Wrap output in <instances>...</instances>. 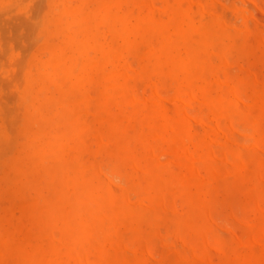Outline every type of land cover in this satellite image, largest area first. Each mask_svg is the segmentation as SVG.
Returning <instances> with one entry per match:
<instances>
[{"label": "bare ground", "instance_id": "bare-ground-1", "mask_svg": "<svg viewBox=\"0 0 264 264\" xmlns=\"http://www.w3.org/2000/svg\"><path fill=\"white\" fill-rule=\"evenodd\" d=\"M48 1L47 3H49ZM72 1L59 0V3H57L56 0L55 4H51L50 12L52 14L47 25L52 27L51 31L56 35L57 41L52 42L55 37H53L54 40H52L53 38L50 40L51 37H49L48 39L51 42L45 41L44 45L41 42L40 45L45 50L43 51L45 55L47 54L46 57L41 60L39 67L37 61L35 62L37 63V71L23 73L25 74V82L23 81L24 85L20 90L22 102L20 106L23 105L25 121L20 129L21 134L24 135V141L14 159V163L12 162L13 167L11 170L13 172L8 180L15 181L17 179L22 182L26 194L23 200L16 202V204L22 214L31 216L32 225L26 233L22 224L13 226V222H11V212L13 210L11 209H14V206L12 208L8 206L11 209L7 210L5 208V213L0 214V242L5 241L7 248L4 250L13 253V256H15L14 258L10 256L12 260L14 259V261H11L13 263L10 260L8 262L11 264H89V251L93 249L101 264H197L198 260L202 258L199 256H206L207 249L211 248L210 245H212L219 248H217L218 250H214V247L211 249L214 251L220 250L222 259L218 263L213 260L212 263L210 262L211 264H264V209L260 207L259 201H257V205L260 208L257 209L261 213L252 221L247 219L250 222L249 230L246 231L244 237L241 236V239L237 240L235 238L237 241L232 245H227L223 239L212 237L209 233L211 222L215 224L214 221H211L213 202L216 200L217 191L220 190L219 187L225 176L230 172L234 174V188L241 191V196L247 199L252 194L248 187L249 181L262 179L261 172H264V158L260 156V153L257 155V151L262 148L260 141L264 140V88L257 89L255 86L251 94L247 92L250 97L248 99H252L254 113L253 110L251 111V106L248 108L239 106L245 101L237 103L240 100L236 91L237 86L240 87L238 83L235 86L236 88H233L232 85L229 86L227 80H223L220 83H226L230 90L224 94L220 92L215 95H212L211 92L219 85L215 80H220L218 71H221V69L215 71L212 61L216 59L213 57L216 54L223 61V25L227 26V22L223 21V23L221 19L216 21L214 19L212 23H207L203 20L204 16L195 18L194 10L187 3H184L185 0H175L171 4L168 8L169 21L156 22L154 20L130 22L121 13V0H100L102 2H99L101 6H99V3H96V5L91 0H79L77 4H72ZM190 1L185 2L190 3ZM247 1L242 0L241 3ZM146 2L150 1L147 0ZM155 4L153 6L158 5ZM148 5L152 7L151 4ZM160 7L161 5L157 6V8ZM245 8L243 11L248 15L249 13L247 14L248 11H245ZM203 9L206 11L205 7H199V11L202 10L201 12H203ZM10 10H13V8H10ZM131 11L133 12L132 9ZM243 11L242 13L238 12L245 15ZM175 15L179 17L173 20ZM241 18L243 19L244 16H241ZM235 21L232 23L233 26H230L239 29L240 26H237V23L234 24ZM165 24H168L171 27L170 30L176 33L175 38L166 34L156 44L143 38L144 34L141 29L149 26L160 31L163 30L162 26ZM106 25L113 37H119L124 42L125 46L123 47L125 48L120 46L122 50L135 51L136 54H140L138 56L141 60L140 73L142 75L147 76L153 73L159 77L165 71L164 69L169 70L171 74L179 75L180 73L182 75L176 86V91L174 90L175 93H172L178 99L175 98L177 101L181 100L180 103H185L183 97L186 93H189L193 95L194 98L188 94L194 100L199 98L201 99L200 102L205 100L210 108L209 110L212 109V113L225 114L226 118H233L235 116L233 113L238 108L240 110L237 113H240L238 117L241 115L240 117L244 119L248 118L258 128L252 132L253 134L246 133L250 136L248 137L251 139V144L245 138L246 142L240 141L239 144L236 143L235 145L242 146L247 143L248 146L252 145L251 149L244 153L239 148L238 150L234 149L235 147L233 149L229 148L234 150L230 153L233 161H230L227 144H224L223 141L220 143L221 137H218V141L217 138H215L216 140L213 138L215 137L214 130L215 132L219 130L218 133L224 134L225 132L220 130L224 127L220 128L215 124L219 129L215 125L214 128H211L213 137H209L211 134L207 136L210 139L206 141L205 138V143L201 145V149L198 145L193 144L196 141L194 137L191 138L193 141L188 139V141L191 140L190 144L192 143L193 146H198L200 149V151L198 149L195 151L199 153L202 151L201 155L204 156L201 163L197 161L198 165L195 166V156H192V153L190 155L189 146L186 148L184 145L188 141L182 143L184 128L180 122L173 127L171 125L172 129L168 130L169 132L158 131L159 128L156 129L152 123V116L140 119L127 114L125 112L127 108L124 111L121 108V103L123 98L129 96L126 81L129 69L124 73L117 66L118 64H115L118 60L112 63L108 58L109 55L112 56L113 51V53H116L120 50L103 46L101 39H103L104 33L100 27L104 28ZM242 28L246 33L248 26H242ZM257 31V35L255 34L257 37L254 36V38L261 36L259 30ZM260 38L259 41L262 43L264 36ZM144 39L146 40L145 49L144 46L140 45ZM176 41L181 44L179 45L182 47V51H178ZM111 42L113 43V41ZM40 45L37 47H40ZM41 49L38 51L43 54L44 52H41ZM122 50L120 51L121 54ZM134 53L131 54L135 55ZM133 55L129 54V57ZM114 56L116 54L112 57ZM151 57H154L153 65L149 62ZM117 59H119V56ZM222 61V64L226 62L223 61V63ZM124 63L126 64V62ZM130 63L133 64V60ZM129 66L132 68L130 64ZM125 68L127 67L125 66ZM122 70L125 69L122 67ZM93 75H95L99 86L95 89L97 108L94 106L96 110L90 111L89 106L91 107V105H89L88 100L91 93L86 85L88 79ZM144 76L142 78L145 79ZM149 78L151 80V77ZM136 84L139 85V83ZM151 88L154 90V87ZM157 92L156 94L159 95L157 97H161V94ZM153 93L155 94V90ZM232 93L237 100L231 98ZM91 96L93 97V94ZM131 97L133 98V96ZM131 97L129 96V98ZM250 100L246 103H250ZM189 104L188 108L185 109V106H183V109L186 111L191 109ZM155 107L157 108V103ZM88 111L89 113L92 112L91 115L89 114L90 117L87 115ZM186 111L181 110L185 116ZM0 113L3 116V113ZM140 114H142V111ZM164 119H167L166 116ZM139 121V127L135 129L133 135H130L127 130ZM218 122L220 121L218 120ZM167 127L169 128L170 125H166ZM191 132H193V136L196 135L194 130ZM160 134L163 137L169 136L175 139L177 144L181 143L183 147H180L181 145L177 146L179 149L181 148L179 152L181 150L184 152L185 148L187 153L186 170H179L176 167L178 171L174 172L171 169L172 167L169 168L165 164H159L163 162L160 161L161 157L157 158L160 159L158 163L156 157L158 156L157 148L159 147H155V144L153 146V142ZM89 135H93L97 139L95 148L88 141ZM228 135L224 134L226 137L222 135V138L224 137V140L228 141ZM196 136L199 137V134ZM200 137L203 136L200 135ZM212 139L221 144L223 148V151L219 149L222 158L219 155L218 160L219 158L220 161L223 158L224 160L227 159L225 163L231 164V169H227V165L216 167L212 164V161H209L212 155L217 158L213 154L216 149L214 148L212 151L214 145L211 147L214 143L210 144V142H215L211 141ZM2 141L1 144H4L5 142L2 143ZM132 142H135V144L133 145ZM241 142H243L242 145H240ZM101 143L105 145V147L102 146L104 148H99L98 145ZM6 144L8 145V143ZM132 145L133 147H131ZM246 145L245 147H247ZM139 146L145 149V154L146 150L150 151L149 154L153 151L155 154V161L144 164L145 168L139 163L142 166L139 167L141 169L134 166L137 155L135 151ZM155 151H157V154ZM102 152L109 154L114 158V161L120 160L125 162L126 166L131 167L133 165L136 170H142L144 183L139 182L137 178H133L127 186L122 181L119 182L123 185L117 184L118 186H116L120 189L117 187L116 189L115 185L111 183L115 179L112 178L113 180L110 181L108 176H104V173L105 175L107 173L104 171L103 164L96 159L97 156L103 154ZM215 154L218 153L215 152ZM198 157L196 156V158ZM130 174L133 175L132 172ZM115 177L118 178V175L115 174ZM122 179L124 180L123 177ZM227 189L228 187H226V195ZM130 190L137 192V199L135 196V200H133L135 194L130 196ZM179 197L182 201L180 208L177 207V198ZM253 198L255 200V196ZM244 215V217L247 216ZM244 220L246 221L245 218ZM26 223L28 224V222ZM161 228H164V233H161ZM124 233L128 234L125 235ZM15 234H17L16 236L19 237L20 241H14L11 235L15 236ZM154 234L159 236L161 234L160 237L166 240L170 237L169 235L174 234L176 236L175 240L177 238L181 240L185 248L172 247L175 249L173 255L169 258L163 257V260H160L161 257H159L158 261L157 254L151 246V241L148 240V237ZM175 240L173 239V244L170 243L169 246L171 244L175 246V243L181 246V243L174 242ZM6 243L3 244L6 245ZM165 248L167 249V246ZM3 253L5 255V252ZM7 258L5 259L8 260ZM5 259H2L1 264H8ZM205 259L209 261L207 257Z\"/></svg>", "mask_w": 264, "mask_h": 264}, {"label": "rangeland", "instance_id": "rangeland-1", "mask_svg": "<svg viewBox=\"0 0 264 264\" xmlns=\"http://www.w3.org/2000/svg\"><path fill=\"white\" fill-rule=\"evenodd\" d=\"M47 1L48 0H23V1L22 0H0V105L2 106V107L0 106V112L3 113V116H1V113H0V140L2 138L4 140L6 139L5 141H2L3 139L1 140L2 143L5 142L4 144H1V141H0V155H1V157H0V166H1L0 167V181H1L0 182V214L5 213L6 209L8 210L9 207L12 208L14 206V209L10 208L11 210H13V212H11V222H13V226H17L19 224H22V227H24L25 233L28 231V229L32 225V218H31V216H27V215L22 214L21 210L19 211L20 208H19V206H17L16 202L23 200V197L25 196L26 191L23 188L22 182L20 180L18 181L17 179L14 178L15 181L14 180L12 181V180H8V179L13 172L11 169L13 167L14 159L18 155V152L21 148V144L24 141V135L21 134V129H20L22 124L25 121L24 114H23L24 108H23V105H22V107L20 106V104H22L21 98H20V90L22 89V87L24 85L23 81L25 82V78H24L25 74H23V73L26 71H31V72L37 71L36 64L38 63V67H39L40 66L39 63L41 62V60L44 59L47 55V54L45 55V52H44L45 50L40 45L41 42H42V45H44L45 41L51 42L50 40L56 36L53 34L54 32L51 31L52 27L50 25H47V24H49L48 19L50 18L51 14H52V12H50L51 11L50 10L51 4H55L56 0H50V1H48L49 3H47ZM91 1L95 4L96 3L98 4L99 2H101L103 0H101V1L99 0L98 2H96L97 0H91ZM146 1L147 0H136V1L135 0H132V1L131 0H121V10H122L121 13H122V15L127 20H129L130 22H134L136 20H140V21L154 20L155 22L156 21H163V20L169 21L168 20V8L171 6V4L175 0H169V1L168 0H148V1H150L148 3ZM181 1H183V0H181ZM185 1H188V0H185ZM185 1H184V3L185 4L187 3L194 10V16L196 14L195 18H198V17L202 18L204 16L203 20L207 23H212L214 21V19H215V21L217 19H219V20L221 19L222 22L223 21L227 22V26L223 25L224 26V42H223V46H222V49H224L223 61L224 62L226 61V62L224 63L222 61V59H220L218 57L217 54L213 56L216 58V59L214 58L215 60L212 61L213 65L215 67V71H218L220 69H221V71H218L220 73L218 76V78L220 80L219 81H217L218 79L215 80L216 83L218 82L219 85L215 90L211 91L212 95L218 94L220 92H222V94H224L226 91L230 90V87H231L230 85H232L233 88H236L235 86H237V83H238L240 87L237 86L236 91H237V96L239 97L240 100H239V102L237 101V103H241V101L242 102L245 101L244 103L247 105H245L243 103V104H240L239 106H242V108H244V107L248 108L251 106V111L253 110L252 112L254 113V109L252 107V99L251 100L248 99L250 97H249V94H247V92L251 94V91H252L253 87H255V86L257 89L264 88V87H261V86H264V82H262V80H264V50H262V49H264V41H262V43H261V41H259V38L261 36H264V30H261V29H264V0H248V1L245 0V1H247L246 3H241L242 0H191L190 1V3H192L191 5H190V3L185 2ZM18 2H20V3H18ZM78 2H79V0H76V1L73 0L72 4L73 3L77 4ZM57 3H59V0H57ZM101 3H99V6H101L100 5ZM155 3L158 4L157 5L158 7H159V5H161L162 8L161 7L157 8V6H153V5H156ZM148 4H151L152 7H150V5H148ZM146 5H148V6H146ZM126 7H129V8L126 9ZM153 7H155V8H153ZM199 7H201V8L205 7L207 12L204 11V9H203V12H201L202 10L199 11ZM10 8H13V10H10ZM244 8H245V11H248L247 12V14L249 13L248 15H246V12L243 11ZM131 9L135 13H133L131 11ZM237 10L240 11L241 13L243 11V13L245 15H241V13H239ZM6 11H9V12H6ZM3 12H4V14H2ZM130 12H132L133 15ZM204 12H206V13H204ZM238 14H240L239 17H238ZM241 16H244V18L242 19ZM178 17L179 16L175 15L173 20L177 19ZM43 19H44V21H43ZM39 20L41 21V24H40ZM235 20L236 21L238 20V21L236 22ZM234 21H235L234 24L237 23L236 25L240 26L239 29H237L236 27L235 28L232 27L233 26L232 23ZM246 21H248L250 24H247L248 22H246ZM230 25H232V26H230ZM102 26L100 27V29H102L103 33H104L103 39H101L103 46L112 47V48L114 47L120 51L122 50L120 48V46L122 48H125V47H123V46H125L124 42L119 37L118 38L113 37L111 34V31L109 30V27L107 25L104 28ZM119 26H121V25L119 24ZM242 26H244V27L248 26L246 33L243 31V28L241 29ZM169 27L170 26H168V24H165L162 26L163 30L158 31L157 29L146 26V28L141 29V31L144 34L143 38H145L146 40L148 39L153 44L154 43L156 44L160 41V39L163 35L169 34L173 38L176 37V33L173 30L171 31L170 30L171 27L170 28ZM244 30L246 31V28ZM257 30H259V35H261V36L258 35L259 36L258 38H254ZM106 31H108L107 32L108 34L106 33ZM257 33H258V31H257ZM49 37H51L50 40L48 39ZM105 37H106V39H105ZM255 37H257V36H255ZM114 38H116V39H114ZM234 38H236L238 40H236ZM253 38H254V40H253ZM145 39L143 40L144 42L142 41V43L140 44V45L144 46V49L146 47V40ZM260 39L262 40V38H260ZM52 40H54V38ZM229 40H230V44H229ZM55 41H57L56 37H55V40L52 42H55ZM111 41H113V43ZM254 41H255V43H254ZM178 42L179 41H176V43L178 44V46H177L178 51H182V47L180 46L181 44ZM256 42H257V44H256ZM231 43H233V44H231ZM38 44L40 45V47L42 49L40 47H37V46H39ZM116 45H117V47H116ZM259 45L261 46L260 48H259ZM39 49H41V52H44V53L40 54L38 51ZM35 50L37 51V53ZM257 50H259V51H257ZM120 51H118V52H120ZM113 52H112V56L115 54H116V56L112 57L109 55L108 58L110 59V61L112 63H114L115 60L116 61L118 60L117 62H115V64L116 65L118 64L117 66L120 67L121 71H124V73L126 72V70L129 69L127 71V74L130 77L127 76V80H126L127 81V89L129 91L128 95L130 97L133 96V98L132 97L129 98V96L125 97V98H123L122 103H121V108L124 111H125V108H127L125 111V112H127V114L133 115L134 117H139L140 119L152 116V123L156 129L159 128V129H157L158 131H168V130L170 131L174 125H177V123L180 122L182 127L184 128L183 137L185 138V140H184V138H182V140H183L182 143L184 144L186 141H188V139H191L192 137H194V140L196 139V141L193 142V144L198 145L200 149L202 147L201 145L203 143H205V138H206V141H209L210 138L208 139L207 136H209L211 134L209 137H213L211 128H214L213 126L215 124L220 126V128L224 127L220 130L222 132H225L224 134H226V136H227V134H229L228 135L229 136L228 141L224 140V137H226V136H224L223 133H218L219 130L217 132H215V130H214L213 134L215 137H213V138L214 139L217 138V141H218V139H219L218 137L222 138V135L224 136L222 139L220 138V143H222L221 141H223L224 144H227L226 145V146H228L227 153L229 154L228 158L230 156V153H232V151H234V150H230L229 148L233 149L235 147L234 149H236V150H238V148H239L244 153L248 152L251 149L252 145L248 146L249 144H251L250 143L251 139H249V137H250L249 135L258 127H255L254 122L251 120H248V118L244 119L243 117H240L241 115L238 117V115L240 114V113L237 114L238 111H240L238 108L235 109L236 113L235 112L233 113V114H235V116L233 117L234 118V121H233V118H229V117L226 118L225 114H222V113H220V114L215 113L214 114V113H212V111H211L212 109L209 110L210 108H209V106L205 100L202 102H200L201 101L200 98H199L200 100L199 99L194 100L190 97V96L193 97L192 94L188 93L190 95L189 96L186 93V95H184V97H183L184 102L185 103H188V102L191 103V104L188 103L189 108H191V109H187V111H186L185 109L188 108V104H185L182 102L180 103L181 100L179 99L180 101H177L178 99L176 98V96L174 97V95H172V93H175L176 86L182 78V75L180 73H179V75L178 74H171L169 70L164 69L165 71H163V73L159 77L154 75L153 73H151L147 76H144L140 73L141 60H140V56H138L140 54H138V53L136 54L135 51L127 52L125 49L122 50V54H121V52L118 54L117 51H116V53H113ZM131 53H134L136 56L131 54ZM129 54L133 55V56L129 57ZM40 55H42V56H40ZM226 55H227V57H226ZM118 56H119V59H117ZM121 58H122V60H121ZM153 58L154 57L149 58L150 63H152L154 61ZM130 60L131 61L133 60V64L130 63L131 62ZM36 61H37V63H35ZM221 61L224 64H222ZM32 62H34V63L32 64ZM118 62H120V63H118ZM124 62H126V64ZM129 64L132 66V68H130ZM151 65H153V63ZM22 66H23V68H22ZM125 66L127 68H125ZM32 67H33V69L34 68L35 69L34 70L31 69ZM122 67L125 70H122ZM229 68H230V70H229ZM22 69H23V71H22ZM131 69H132V71H131ZM134 71H137V72H134ZM215 73H217V72H215ZM129 74H131V75H129ZM217 75H215V76L217 77ZM142 76H144L146 78L144 79V78H142ZM149 77H151V80ZM252 79H254V80H252ZM149 80L152 81L151 85H150ZM223 80H225V81L227 80L230 87H228V85H226V83L225 84L220 83ZM87 82L88 83L86 85V88L88 89V91L90 90L91 94H93V97L91 96V94H89L90 98L88 100V103H89V105H91V107L89 106V109H90V111H94L93 109H95V107H96L95 89L99 85H98V82H97L95 75H93V77L89 78ZM164 82H167V83L164 84ZM242 82H243V84H241ZM136 83H139V85ZM88 85H90V86H88ZM151 87H154L155 94L158 90L157 93L161 94V97H157L159 95H157V94L155 95L153 93L154 90ZM222 89H223V91H222ZM91 91H93V92H91ZM161 91H162V93H160ZM216 91H218V92H216ZM130 93H131V95H130ZM240 93L241 94L243 93L244 95L243 94L241 95ZM230 96H232V95H230ZM237 96H236V98H237ZM244 96H246V97L244 98ZM231 98H233L234 100H237V99H235L234 94ZM249 100H250V103H248ZM194 101H196V102H194ZM246 101H248V102L246 103ZM156 103H157V108L155 107ZM183 106H185V109H183ZM143 108H144V110H142ZM203 108H205V109H203ZM87 110H88V107H87ZM181 110H183V112L186 111L185 112V114L187 113L186 116L181 112ZM189 110H190V112H189ZM141 111H142V114H140ZM150 113H153V114H150ZM89 114L91 115L92 112L89 113V111H88V113H87L88 117H90ZM165 116L168 120L164 119ZM200 116H202L201 119H200ZM218 120L220 122H218ZM163 122H164V124H163ZM212 123H214V124H212ZM228 123H229V125H228ZM135 124L137 127L135 126ZM135 124L130 127V129H129L130 131L127 130L130 135H133V133L135 132V129H137L139 127L140 121H139V123L136 122ZM165 124L170 125V127L172 125V127L166 128ZM217 125H215V126H217ZM241 125H243V126H241ZM218 126L216 128H218ZM249 127H250V129H249ZM193 130H194V134H196V135L199 134V137H197L196 135L193 136V132H191ZM243 130H244V132H242ZM246 133L249 135H247ZM200 135H202L204 138L203 137L201 138ZM90 136H91V138H90ZM92 137H93V139H92ZM88 138H89L88 139L89 143L92 145L93 148H95L97 146L96 137L93 135H89ZM199 138H200V141H199ZM245 138L249 140V144L248 145H246L247 143L245 144L247 147H245V145H242V143L245 141ZM11 140H13V141H11ZM191 140L193 141V139H191ZM215 140L212 139L211 141H215ZM163 141H165V142H163ZM190 141H188L184 145L186 148H188L187 146H189L188 150L190 151L189 152L190 155L193 154L192 156H195V158H196V156H199L196 159L194 158V163L196 166V164L198 165V162L201 163V159L203 160L204 156H203V154L201 155L202 151L200 153L195 151L197 149L200 151V149L198 148V146L194 145L196 147L195 148L192 145V143L190 144ZM217 141H215L216 143L210 142V144L214 143L211 145V147L214 145L212 147V151L214 148L216 149V151H213V154L215 156H217V158H214L212 155V157L209 161H212L213 163L212 162L211 163L216 167H221V166L227 165V169H231L232 165L227 164V162L225 163V160H227V159L224 160V158H223V160L221 159V161H220V158H219V160H218V156L220 155L219 149H222V151H223V148H222V145L218 144ZM240 141H243L240 144L242 146L235 145L236 143H238ZM6 143H8V145ZM132 143H133V145L135 144V142H132ZM158 144H160V145H158ZM260 144L262 145V148H260L261 146L259 147L261 151L258 150L260 152L257 151V155H259V153H260V156L262 158H264V140L260 141ZM133 145L131 147H133ZM179 145H181L180 147H183L181 143L177 144L175 142V139L170 138L169 136L163 137L162 134L158 135L157 139L154 140V142H153V146L159 147V148H157L158 154L156 153L157 151H155V153L158 155V156L156 155L157 156L156 159L158 157H161V160L160 159L159 160L163 161V162H160L157 159L158 163L160 162L159 164H165L169 168L172 167L171 169L174 170V172L178 171V168H179V170H186L187 167H186L185 161H187V156H186L187 153L185 152V148H184V152H182V150H181V152H179L181 149V148L179 149V147H177ZM98 146H99V148L105 147V145L103 143H101ZM102 146H104V147H102ZM258 146H259V144H258ZM113 148H115V146H113ZM166 150H167V152H166ZM188 150H187V152H188ZM215 152L218 154L216 155ZM102 153L103 154H101L100 156H97L96 159L100 160L103 164L104 171L107 173V175H105V173H104V176H106V177L108 176V179H110V181L115 179V180H113V182L116 181L115 183L111 182L112 184L115 185V188L118 185H121V186L123 185V184H119V182L121 183V181H122V183H124L125 186L129 185L130 180L133 178L134 179L137 178V180L139 182L144 183V181L142 180L144 174H143L142 170L139 171V169H141L139 167L143 166L145 168V165L147 163L155 161L154 151L152 152L153 154L152 153L149 154L150 151L146 150V154H145V149L142 146H139L135 151V153L137 155H136V160H135L134 166H138V168H139V169H137L138 171L134 168L133 165L131 167L126 166L127 164L125 162L120 161V160L114 161V158H112L109 154H107L105 152H102ZM221 156L222 155H220L219 157H221ZM231 159L232 158L230 156L229 160L233 161ZM230 161H229V163H230ZM184 162H185V164H184ZM139 163H140V165L142 164V166H140ZM106 166H108V167H106ZM128 167H129V169H128ZM176 167H178V168H176ZM130 172H132L133 175H131ZM113 173L118 175L119 179L117 177H115V174H113ZM262 173H264V172H261V177H262V179H264V174H262ZM113 175L115 178L113 177ZM122 177L124 178V180L122 179ZM262 179L258 178V179H252L251 181H249L248 187L250 188L252 194L249 198L244 199V197L241 196V194H242L241 191H238L234 188V182H233L234 181V174L230 172L229 174H227L225 176V179L221 182V186L219 187L220 190L217 191V195L215 197L216 200L213 202V210H212L213 216H212L211 221H214L215 224H213L211 222L210 229H209L210 236L223 239L227 245H232L239 238L241 239L242 235L244 237V234L250 228V222H248L247 219L248 220L250 219L249 221H252V219H255V217L261 213L260 210H258V209L260 207L262 209H264V180H262ZM16 180H17V182H16ZM117 180H119V181H117ZM250 184L252 186H249ZM226 187H228L227 195H226ZM117 188L120 189V187H117ZM15 189L18 191H16ZM130 191L132 192V193L130 192V196H131V194L132 195L135 194L133 196L134 199H133V197H131L133 200H135V196H136L137 192L134 190H130ZM8 195H10L9 198H8ZM253 196H255V200H254ZM10 197H11V200H10ZM15 197H16V201H15ZM137 197L138 196H136V199H137ZM177 199H178L177 200V207L180 208L182 206V201H181L180 197ZM253 201L255 202V204ZM257 201L260 202V204H259L260 207H258ZM229 209H230V211H229ZM237 210L239 211V213ZM248 212H249V214H248ZM244 214H246L247 216L244 217L245 216ZM248 215H250V216H248ZM20 218H21V220H20ZM244 218L246 219V221L244 220ZM23 219H25V220H23ZM224 220H225V222H224ZM242 220H244V221H242ZM26 222H28V224ZM25 223L27 225L26 228H25ZM220 224H221V226H220ZM223 225L224 226L226 225L225 226L226 228ZM234 229H236V230H234ZM160 230H161V233H164V228H161ZM232 231H233V233H231ZM124 234L126 235L128 233H124ZM233 234H234V237H233ZM16 235L17 234H15V236L14 235H11V236H13V239L15 242H18L19 237L17 238ZM160 236H161V234H160ZM160 236L158 234H154V235L148 237V240L151 241L152 248H154L153 251H155V253L157 254L156 257L158 258V261L160 259L159 257H161L160 260H163L162 259L163 257H165V258L171 257L173 255V253L175 252V249H174L175 247L177 249H184L185 248L181 240H179L178 238H177V240H175L176 236L174 234L169 235L170 237H168V239H167L168 241L166 239H164L163 237H160ZM235 238H237V240ZM0 239H1V237H0ZM173 239L175 240L174 242H178L179 244L181 243V246L178 245L177 243H175V246L174 245L172 246ZM163 242H164V244L168 243V242L169 243L164 245ZM3 243H6V242L5 241L0 242V246H1L0 247V256L1 257L0 258L5 259L7 257L13 256V253H11V252L9 253V252L4 250L7 248V243H6V245H4ZM170 243H172L171 246H169ZM166 246H167V249L165 248ZM210 246H211V248L214 247L213 248L214 250L219 249L218 247H215L212 245H210ZM172 247H174V248H172ZM211 248L209 247L207 249V253H205L206 256L205 255L199 256L202 258H201V260H198L197 264H211L213 260L215 262L217 261V263L221 261V259H222L221 251L220 250L214 251ZM165 250H167V251L165 252ZM3 252H5V255ZM204 256L207 257V259H209V261H206ZM14 257L15 256H13V258ZM157 258H156V260H157ZM2 259H1V261H2ZM88 259H89L88 262H90L89 264H95V263L101 264L98 261V257H97V254H95V250H93V249L89 251V258ZM9 260H10V262L14 261V259L12 260L10 257L8 260L5 259V261H7L6 263H8V264L13 263V262H11V263L8 262ZM1 261H0V264H1Z\"/></svg>", "mask_w": 264, "mask_h": 264}]
</instances>
